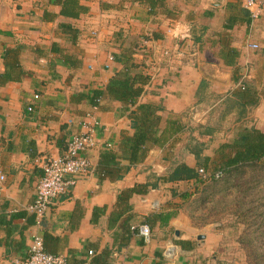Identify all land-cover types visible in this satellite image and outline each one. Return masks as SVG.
<instances>
[{"label":"crops","instance_id":"crops-1","mask_svg":"<svg viewBox=\"0 0 264 264\" xmlns=\"http://www.w3.org/2000/svg\"><path fill=\"white\" fill-rule=\"evenodd\" d=\"M75 1L85 12L66 18L55 0H0V264L25 258L36 234L45 252L66 264H235L217 225L194 229L179 215L168 228L150 227L149 240L132 229L176 203L171 190L187 186L156 179L182 164L195 169L194 153L211 157L232 140L222 120H228L230 132L255 127L264 135V0H258L261 11L248 24L238 15L248 13L245 0H165L166 8L154 16L129 0ZM231 49L236 71L219 53ZM164 52L178 56L168 59ZM132 63L133 73L148 77L137 104L156 108L159 131L167 120L182 126L134 165L119 149L132 135L129 113L117 101L90 104L93 92L103 91ZM239 76L242 83L236 85ZM243 86L259 103L236 121L225 102ZM89 113L100 125L96 146L84 153L90 169L51 201L36 226L27 207L35 199L41 166L65 153ZM106 150L113 151L119 180L98 175ZM148 183L157 186L145 187ZM130 188L146 193L118 205L119 193ZM173 241L188 242L191 249ZM171 246L174 260L165 252Z\"/></svg>","mask_w":264,"mask_h":264},{"label":"trees","instance_id":"trees-1","mask_svg":"<svg viewBox=\"0 0 264 264\" xmlns=\"http://www.w3.org/2000/svg\"><path fill=\"white\" fill-rule=\"evenodd\" d=\"M129 1L146 7L149 16H154L158 9L166 8L165 0ZM55 3L60 6V15L66 18H77V15L85 12L75 0H55ZM239 14L244 18L243 22L248 24L249 15L245 11H239ZM221 52L220 57L236 71L237 67L233 63L235 51L231 49L224 54ZM133 67V63L126 64L109 80L103 91L93 92L90 98L92 106L101 99L117 101L129 113L132 135L123 138L119 149L121 157L131 165L142 162L150 149L163 147L171 137L182 132V126L175 120H167L159 131L156 108L150 104H137L148 77L141 72L133 73ZM240 83L239 76L235 84ZM258 103L259 96L251 88L243 86L231 94L225 102V108L233 112L236 121H241L247 109L256 107ZM112 152L104 151L98 162L97 172L103 180L116 181L122 178ZM194 158L195 169L182 164L175 167L171 175L156 179L157 183L177 181L187 186L178 192L171 190L170 196L177 202H168L166 207L150 217L152 220H148L146 225L163 230L168 228L170 221L185 215L190 226L201 229L212 224L221 226L224 218H232L235 223L243 226L237 243L244 253L245 264H264L263 133L255 127L244 128L230 142L220 144L211 157H201L200 153H194ZM199 169L203 175L198 173ZM147 186L155 188L157 184L148 183ZM145 193L135 188L126 189L119 193L117 203L126 204L131 196ZM173 244L184 250L191 249L188 242L173 241Z\"/></svg>","mask_w":264,"mask_h":264},{"label":"built area","instance_id":"built-area-1","mask_svg":"<svg viewBox=\"0 0 264 264\" xmlns=\"http://www.w3.org/2000/svg\"><path fill=\"white\" fill-rule=\"evenodd\" d=\"M262 3L258 0H245L243 8L248 12L249 18L254 20L260 13ZM252 49L257 46L252 45ZM165 58L177 57V53L170 54L164 52ZM37 96H34L36 99ZM99 102V101H98ZM29 111L31 109H28ZM82 131L73 135L67 143L65 153L58 157L45 159L41 166L42 177L36 185V196L34 201L27 207V210L35 217V224L39 226L43 217L49 209L51 201L63 194L67 188L74 184V178L78 175L85 174L90 169L89 161L84 157V153L96 146V134L100 127L94 114L89 113L81 124ZM203 175L201 169L198 170ZM216 177V176H215ZM3 177L0 176V181ZM145 240L150 238V228L142 224L133 228ZM169 260L177 257L174 248L171 246L166 251ZM14 264H66L62 256L51 255L45 252L43 247V238L40 235H34L28 247L27 256L23 259L16 260Z\"/></svg>","mask_w":264,"mask_h":264},{"label":"rangeland","instance_id":"rangeland-1","mask_svg":"<svg viewBox=\"0 0 264 264\" xmlns=\"http://www.w3.org/2000/svg\"><path fill=\"white\" fill-rule=\"evenodd\" d=\"M227 122H228V120H225V121L222 120L221 123L224 124V127H221V129L225 135L226 127H228L226 135L228 134L230 137V138L229 137L228 138L231 140L235 137L236 133H239L240 131L236 130L237 132H233V131L230 132L229 130H231V127H230V124H228ZM211 137L212 136H210V135H206L205 138H207L206 139L207 141H210L212 139ZM185 188H186V186L183 187V189H185ZM184 217H185V215H184ZM214 225H217V230H219V233H224V240L226 241V243H225L226 249H228L231 252L230 253L231 255H229L227 258L233 259L235 261V264H245L244 253L241 250L239 244L237 243V239L241 235V233H242L241 231H243V226L235 223L234 219H232V218H224L221 222V226H220V224H214ZM191 227L194 228L193 226H191ZM175 252H176V250H175Z\"/></svg>","mask_w":264,"mask_h":264},{"label":"water","instance_id":"water-1","mask_svg":"<svg viewBox=\"0 0 264 264\" xmlns=\"http://www.w3.org/2000/svg\"><path fill=\"white\" fill-rule=\"evenodd\" d=\"M175 235H176V236H178V234H177V233H175ZM202 238H203V237H201V236H198V237H197V240H201Z\"/></svg>","mask_w":264,"mask_h":264}]
</instances>
